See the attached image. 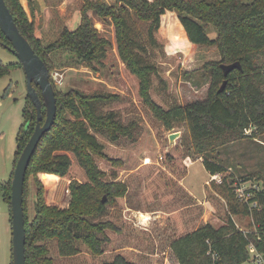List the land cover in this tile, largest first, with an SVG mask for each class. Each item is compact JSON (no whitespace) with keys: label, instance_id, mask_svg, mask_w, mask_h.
<instances>
[{"label":"trees","instance_id":"trees-1","mask_svg":"<svg viewBox=\"0 0 264 264\" xmlns=\"http://www.w3.org/2000/svg\"><path fill=\"white\" fill-rule=\"evenodd\" d=\"M4 1L20 33L46 62L49 72L53 70L54 61L60 58L67 62L65 66L84 63L94 69L95 64L101 65L111 43L93 26L88 11L92 10L103 20L110 19L115 29L119 58L138 78V91L144 103L169 128L173 123H186L196 153H213L244 136L243 131L250 125L264 134V0H114L113 4L104 0H84L79 24L72 30L62 28L58 36L48 42L37 33L33 0H26L27 9L21 0ZM130 12L138 20L148 23L147 38L152 47L157 46L156 35L165 28L172 39L218 48L220 59L205 65L211 68V80L204 99L167 109L153 101L151 77L157 67L145 61L139 52L141 49L134 47L128 22ZM206 25L215 28V37L206 31ZM3 44L11 45L0 29V45ZM235 61H239L241 69H233L224 75L221 64ZM18 64L21 66L19 61ZM13 66L0 61V77L10 74ZM224 80L225 88L219 91ZM53 86L55 120L39 140L24 181L25 264H54L46 244L50 240H56L61 256L77 254L80 244L93 255L102 253V244L107 240L104 229L113 228V225L97 221V218L108 203H114L121 188L116 183L103 181L104 173L97 166L94 155L103 156L104 146L90 129L105 130L112 141H116L119 135L131 134L129 126L116 119L113 111H97V103L110 102L118 97L117 94L98 91L86 94L78 89L61 90L54 83ZM36 90L40 94L37 86ZM42 114L45 117L44 105ZM22 116L23 122L16 137L15 163L35 126L36 110L27 93ZM67 151L73 153L87 180L69 183L72 199L63 209L44 202L43 186L37 182L35 214L29 221L25 207L27 176L42 172L43 183L54 188L59 178L53 174L64 177L71 166ZM202 163L207 172L222 173L219 186L227 190L229 213L250 215L253 229L237 227L231 217L219 226L205 223L171 241L175 259L178 264H250V242L264 256V188L253 191L251 198L258 202L259 208L249 209L247 203L238 202L232 187L235 179H228L231 175L221 163L208 158ZM10 185L11 179L0 181V195L8 206ZM103 195L106 196L104 201ZM101 264L134 263L117 255L111 262Z\"/></svg>","mask_w":264,"mask_h":264},{"label":"rangeland","instance_id":"rangeland-1","mask_svg":"<svg viewBox=\"0 0 264 264\" xmlns=\"http://www.w3.org/2000/svg\"><path fill=\"white\" fill-rule=\"evenodd\" d=\"M21 1L26 8V0ZM33 1L37 33L44 42L56 38L62 28L72 30L80 22L84 0ZM104 1L114 3V0ZM88 15L111 46L102 64H95L94 69L84 63L65 66L67 62L61 58L54 61L53 69L62 73L59 89L117 94L118 97L110 102L97 103V111H113L116 119L129 126L131 134L119 135L112 141L105 130L90 129L104 146L103 156L94 155L97 166L104 173L103 181L116 183L121 188L114 203H108L97 218V221L110 222L113 228L104 229L107 240L99 255H93L80 244L77 254L61 256L56 240L47 241L54 264H101L111 262L117 255L134 264H178L171 241L205 223L219 226L231 217L237 227L252 230L250 215L229 213L227 190L215 181L210 182L202 161L208 158L221 163L231 175L228 179L246 178L247 187L264 188V134L250 125L243 131L244 136L213 153H196L186 123H173L169 128L144 103L138 91V78L119 58L112 21L103 20L92 10ZM128 22L134 47L141 49L139 52L145 61L157 67L151 77L153 101L167 109L207 96L211 68L205 65L220 59L216 46H197L175 40L162 28L156 35L157 46L152 47L147 38L148 23L138 20L132 12L128 14ZM206 31L211 37L217 35L211 25H206ZM0 61L14 65L10 74L0 77V181L7 182L15 165L16 137L23 122L26 88L24 72L16 56L2 45ZM173 132L179 135L171 142L168 136ZM66 153L71 158V166L64 177L53 174L59 178L54 188L43 183L42 172L27 176L25 207L29 221L35 214L37 182L43 186L44 202L63 209L72 199L69 183L87 180L73 153ZM11 239L9 206L0 195V264L12 262Z\"/></svg>","mask_w":264,"mask_h":264},{"label":"water","instance_id":"water-1","mask_svg":"<svg viewBox=\"0 0 264 264\" xmlns=\"http://www.w3.org/2000/svg\"><path fill=\"white\" fill-rule=\"evenodd\" d=\"M0 29L11 43V45L3 44L4 47L16 56L22 66L26 93L36 110L34 130L16 160L10 185L11 264H25L24 181L29 162L39 140L54 123L56 97L46 62L35 53L28 40L20 33L4 0H0ZM221 68L224 75H227L233 69H241V65L239 61H235L228 64L222 63ZM225 85L226 80L221 83L218 90L223 91ZM36 86L39 88L40 94L37 92ZM42 105L45 107V117L42 114ZM178 135L179 132L170 133L169 141L172 142Z\"/></svg>","mask_w":264,"mask_h":264},{"label":"built area","instance_id":"built-area-1","mask_svg":"<svg viewBox=\"0 0 264 264\" xmlns=\"http://www.w3.org/2000/svg\"><path fill=\"white\" fill-rule=\"evenodd\" d=\"M264 72V69H263ZM50 73V80L55 85H60L62 83V73L58 69H53ZM210 182H217V184L222 183V173H213L209 174ZM245 180L241 178H236L232 187L235 197L237 198L238 202L240 203H247L249 209L252 208H259L258 202L256 200H251L254 195L255 190H259L257 185H250L246 186ZM248 250L250 253V264H264V256L262 253L258 252L252 242L248 245Z\"/></svg>","mask_w":264,"mask_h":264},{"label":"crops","instance_id":"crops-1","mask_svg":"<svg viewBox=\"0 0 264 264\" xmlns=\"http://www.w3.org/2000/svg\"><path fill=\"white\" fill-rule=\"evenodd\" d=\"M208 174H210L209 172H207Z\"/></svg>","mask_w":264,"mask_h":264}]
</instances>
